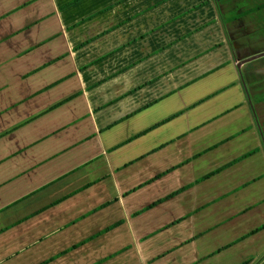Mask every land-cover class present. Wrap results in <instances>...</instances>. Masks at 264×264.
I'll return each mask as SVG.
<instances>
[{
  "label": "crops",
  "instance_id": "0c3cea01",
  "mask_svg": "<svg viewBox=\"0 0 264 264\" xmlns=\"http://www.w3.org/2000/svg\"><path fill=\"white\" fill-rule=\"evenodd\" d=\"M0 264H264V0H0Z\"/></svg>",
  "mask_w": 264,
  "mask_h": 264
}]
</instances>
